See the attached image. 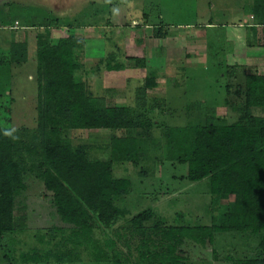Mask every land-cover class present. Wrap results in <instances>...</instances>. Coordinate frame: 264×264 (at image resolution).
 <instances>
[{
  "label": "rangeland",
  "instance_id": "rangeland-1",
  "mask_svg": "<svg viewBox=\"0 0 264 264\" xmlns=\"http://www.w3.org/2000/svg\"><path fill=\"white\" fill-rule=\"evenodd\" d=\"M251 5L252 0H55V16L74 24L62 31L82 42L80 75L88 93L108 107H127L132 119L149 123L141 145L144 158L134 165L113 163L112 177L130 182L128 193L114 204L129 215L109 226L91 220L90 236L109 258L100 262L86 238L73 235L75 229L55 215L28 160L26 189L13 199V231L0 238V264H111L110 258L121 264H171L169 257L177 258L175 264H241L260 256L261 232L214 233L210 241L200 236L197 242L180 238L176 245L175 238L165 240L162 231L152 228L154 223L160 228L210 227L227 207L214 200L207 179L188 182L183 165L164 159L161 133L166 127L203 125L210 117L227 124L239 119L244 76L264 72V28L251 37L240 26L257 21ZM21 11L15 16L24 21ZM207 22L213 25H202ZM34 52L30 41L23 65H0V114L9 108L8 128L23 142L36 125ZM109 56L123 68L105 70L103 60ZM130 57L143 61L136 66ZM146 79L154 87L136 99L135 91ZM251 112L264 116L260 108ZM110 135L109 130L62 132L71 145L100 160L108 158ZM22 155L27 157L24 151ZM145 210L151 217L142 223L144 233L137 234L129 219Z\"/></svg>",
  "mask_w": 264,
  "mask_h": 264
},
{
  "label": "trees",
  "instance_id": "trees-1",
  "mask_svg": "<svg viewBox=\"0 0 264 264\" xmlns=\"http://www.w3.org/2000/svg\"><path fill=\"white\" fill-rule=\"evenodd\" d=\"M251 13L257 21L249 28L256 33V28H264V0H252ZM21 14L25 20L18 18L20 23L30 30L55 26L59 32L53 41L48 37H38L35 41L37 114L29 140H17L8 128V107L0 114V238L13 231V199L26 189L23 172L29 160L28 169L35 166V176L49 194L58 219L75 229L73 235L79 232L86 238L96 262L109 260L90 236V223L95 218L109 226L129 215L127 210L115 206L114 199L128 193L130 182L112 177V166L141 162L144 158L141 145H145L148 137L149 123L132 119L127 107H108L103 100L88 93L80 75L82 42L62 31L64 27H72V22H63L42 12L43 19L48 17V20H36L34 25L32 10L23 8ZM108 58L103 60L105 70L123 68L121 63H111L112 56ZM26 59L25 42H12L0 53L3 66L22 65ZM130 59L136 66L143 61ZM151 79H146L144 86L135 91L136 99L146 88L154 87ZM242 91L243 104L235 123L227 124L210 117L205 118L203 125L166 127L161 133L164 159L183 165L188 182L207 179L209 193L216 202L225 201L226 209L219 212L217 221L210 227L160 228V223H154L152 228L155 232L162 231L165 240L175 238V244L180 238L197 242L200 236L210 241L214 233L261 232L257 244L260 256L241 264H264V116L251 112L254 108L264 110V72L246 74ZM64 130H109L108 158H89L84 147L73 146L62 138ZM150 217L149 210L131 216L129 223L133 231L143 234L142 223ZM53 258L63 260L62 255H53ZM110 259L111 264H121L117 259ZM168 260L171 264L177 262L176 257Z\"/></svg>",
  "mask_w": 264,
  "mask_h": 264
},
{
  "label": "crops",
  "instance_id": "crops-1",
  "mask_svg": "<svg viewBox=\"0 0 264 264\" xmlns=\"http://www.w3.org/2000/svg\"><path fill=\"white\" fill-rule=\"evenodd\" d=\"M26 2H28L27 4L29 5H25L24 3ZM35 2L36 3H33V1L30 2L28 0H7L5 2L0 3V53L5 52L8 49L10 43L12 42H25L27 44L28 42L32 41L35 45L36 38L38 37H42V38L48 37L49 41L50 40L53 41L54 39L58 37L59 28L57 29V27L55 26H49L46 28L36 27L30 30L29 27L23 26V24L20 23L19 19L16 18L15 16L16 10H22L23 8H25V10H28V9L30 11L32 10L33 14L35 13L34 16H31L32 24L34 25L37 24L36 20L46 22L45 18H47L48 20L49 16L58 18L57 16H55L56 15L55 0H48V2H45L44 0H35ZM40 11H41V14H39L38 16L37 13ZM42 12L47 14L48 17H45L43 19L44 16L42 17L43 15ZM147 20L145 21V24H149L147 23ZM131 22L136 24L135 21H131ZM202 25L212 26L213 24H210V22H207ZM251 25H253V22L245 23L240 26L242 29L247 28L246 30L250 31L251 37H252L254 36V31L252 30V28H249L251 27ZM144 27H148V25H145ZM258 28H256V32L258 31ZM62 29L67 30L65 27ZM243 32H245V29ZM145 41L146 40H144V42ZM2 87L3 86L0 85V88Z\"/></svg>",
  "mask_w": 264,
  "mask_h": 264
},
{
  "label": "clouds",
  "instance_id": "clouds-1",
  "mask_svg": "<svg viewBox=\"0 0 264 264\" xmlns=\"http://www.w3.org/2000/svg\"><path fill=\"white\" fill-rule=\"evenodd\" d=\"M6 134H9L10 135V133H6Z\"/></svg>",
  "mask_w": 264,
  "mask_h": 264
}]
</instances>
